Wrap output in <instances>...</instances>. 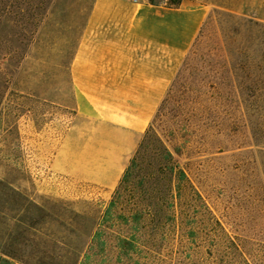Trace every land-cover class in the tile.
Instances as JSON below:
<instances>
[{
	"label": "rangeland",
	"instance_id": "obj_1",
	"mask_svg": "<svg viewBox=\"0 0 264 264\" xmlns=\"http://www.w3.org/2000/svg\"><path fill=\"white\" fill-rule=\"evenodd\" d=\"M3 1L0 257L78 264L99 231L105 251L87 264H264V0H150L204 5L207 17L136 148L131 185L155 204L143 233L127 234L129 249L118 239L130 229L102 223L116 187L53 169L73 115L68 63L91 0H22L18 22L16 1ZM162 145L185 173L171 188L158 168L168 163Z\"/></svg>",
	"mask_w": 264,
	"mask_h": 264
},
{
	"label": "crops",
	"instance_id": "obj_2",
	"mask_svg": "<svg viewBox=\"0 0 264 264\" xmlns=\"http://www.w3.org/2000/svg\"><path fill=\"white\" fill-rule=\"evenodd\" d=\"M206 15L204 5L91 0L68 63L73 115L55 172L117 186Z\"/></svg>",
	"mask_w": 264,
	"mask_h": 264
},
{
	"label": "trees",
	"instance_id": "obj_3",
	"mask_svg": "<svg viewBox=\"0 0 264 264\" xmlns=\"http://www.w3.org/2000/svg\"><path fill=\"white\" fill-rule=\"evenodd\" d=\"M16 1V14L17 22L22 20L23 15L21 14L22 8L20 7V4L22 3V0H15ZM2 7L0 8V15L3 14L5 10L6 1L1 2ZM234 9L230 8L226 12L229 15H234L233 11ZM216 11V9H214ZM207 17V16H206ZM247 22H253L257 23V20L253 19H246ZM28 21H23V23H27ZM23 25L24 28L26 25ZM149 129V128H148ZM146 130V133H148L149 130ZM138 154L139 150H136L135 154L132 155V157L129 160V163L127 164L115 190L112 195V198L108 202L107 206L105 207L103 214H102V223L104 221L110 222L114 226H117L121 229L127 228L130 229V233L126 234H119V246L121 245L122 248L129 249L133 246V242L127 240V234L131 237H135L136 235L139 236V234L143 233L141 228L145 227L143 224L145 220L149 219L150 216V209L155 204L151 201L149 203H143V199L140 198L138 191L135 190V188L132 187L131 183L134 178V169L137 166L138 161ZM160 155L163 156V159L167 160V164L163 165L160 164L158 166L161 173H163L166 176V179L171 183L170 188L172 187V181L174 178L182 179L185 178V173L182 169L178 168V165L174 162L173 154L162 145ZM141 186H143V183H141ZM142 192V191H141ZM141 227V228H140ZM139 232V233H138ZM94 237H98L100 235L99 231H96L94 233ZM93 238L91 240V243L89 245V251L84 253V257L82 260L78 262V264H87V259L91 258L92 252H104L106 248V242L103 240H100L99 238L95 239ZM236 245V244H235ZM237 248V246H236ZM97 254V252H96ZM7 257H0V264H13V262L10 260L12 259V256L9 254H5Z\"/></svg>",
	"mask_w": 264,
	"mask_h": 264
}]
</instances>
